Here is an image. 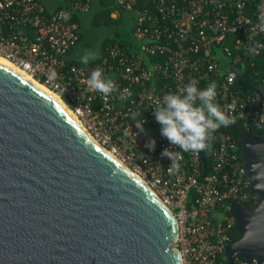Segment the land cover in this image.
<instances>
[{"label": "built area", "instance_id": "1", "mask_svg": "<svg viewBox=\"0 0 264 264\" xmlns=\"http://www.w3.org/2000/svg\"><path fill=\"white\" fill-rule=\"evenodd\" d=\"M61 1L50 8L44 0H0V57L56 94L93 142L159 198L175 220L173 248L182 264L227 261L232 205L257 203L248 192L238 142L222 126L208 142L207 172L202 169L206 155L189 152L182 153L179 171L169 173L171 160L161 152L180 150L160 135L152 109L191 79L201 90L215 81V103L232 124L246 130L264 125L261 94L234 89L238 66L264 48V0H115L113 18L120 11L132 15L130 36L113 40L87 65L72 54L81 34L76 17L89 12L93 0ZM96 68L117 86L107 98L86 83ZM233 100L235 109L228 112L225 105ZM139 119L143 132L135 127ZM149 139L155 140L152 151L145 146ZM233 264L257 261L235 257Z\"/></svg>", "mask_w": 264, "mask_h": 264}, {"label": "water", "instance_id": "2", "mask_svg": "<svg viewBox=\"0 0 264 264\" xmlns=\"http://www.w3.org/2000/svg\"><path fill=\"white\" fill-rule=\"evenodd\" d=\"M256 90L264 99V84ZM257 197L234 204L235 257L264 264V136L239 123ZM204 159V155H201ZM174 218L47 95L0 65V264H182Z\"/></svg>", "mask_w": 264, "mask_h": 264}, {"label": "clouds", "instance_id": "3", "mask_svg": "<svg viewBox=\"0 0 264 264\" xmlns=\"http://www.w3.org/2000/svg\"><path fill=\"white\" fill-rule=\"evenodd\" d=\"M264 31V24L261 25ZM91 54L86 53L81 57V63L87 65ZM55 75V74H53ZM234 78L235 74H231ZM87 85L94 91L99 92L105 98L117 90V86L111 78L104 76L103 69L96 68L91 71ZM197 80L191 79L188 84L178 92H170L156 101L153 115L160 126V135L166 138L170 145L180 151H170L167 148L161 152L162 157L171 160V166L167 168L169 173L179 171V162L183 159L182 153H194L210 149L208 143L222 126H229L234 121L221 107L215 103L217 96V84L210 82L203 90L197 87ZM125 93L131 95L130 90ZM123 98V97H122ZM236 101L225 105L228 112L235 109ZM135 127L143 132L141 120L135 123ZM128 130L125 131V135ZM150 151L155 149V140L149 139L145 145Z\"/></svg>", "mask_w": 264, "mask_h": 264}, {"label": "trees", "instance_id": "4", "mask_svg": "<svg viewBox=\"0 0 264 264\" xmlns=\"http://www.w3.org/2000/svg\"><path fill=\"white\" fill-rule=\"evenodd\" d=\"M138 1H145V0H138ZM62 3V2H61ZM115 0H105L99 2V11L94 16L92 23L95 25H107L112 24L116 25L122 22V11H120L119 15L116 18L111 17V14L116 10ZM76 20L80 23V19L76 17ZM119 35L117 34V37ZM113 38H107L102 41L101 44V53H103L104 47L111 43ZM81 42V34L79 38V43ZM78 43V45H79ZM239 72L234 84V89L238 91L242 95H246L256 90L258 85L264 84V48L261 51L260 55L248 57L246 58L239 66ZM227 133H230L234 136L236 141L238 142L237 145V153L240 155L239 152V141H240V134L235 127L224 126L222 128ZM248 135L252 138H260L264 136V125L261 127H251L247 129ZM210 150V149H209ZM209 150L203 151L206 155V160L203 161V172H207L209 167ZM249 209H253V204H246ZM238 239L237 233L233 230L231 234V241H236ZM217 264H227V261L220 262V258L217 259Z\"/></svg>", "mask_w": 264, "mask_h": 264}, {"label": "rangeland", "instance_id": "5", "mask_svg": "<svg viewBox=\"0 0 264 264\" xmlns=\"http://www.w3.org/2000/svg\"><path fill=\"white\" fill-rule=\"evenodd\" d=\"M50 8L59 5L61 0H44ZM99 11L98 0H93L91 10L85 14L80 15V33L81 42L77 49L72 54L73 59L81 62V57L89 53L90 60L97 58L101 53V44L107 38L125 39L130 36V27L132 15L128 12L122 13V22L116 25H95L92 23L94 16ZM112 17V16H111ZM117 34L119 35L117 37Z\"/></svg>", "mask_w": 264, "mask_h": 264}, {"label": "bare ground", "instance_id": "6", "mask_svg": "<svg viewBox=\"0 0 264 264\" xmlns=\"http://www.w3.org/2000/svg\"><path fill=\"white\" fill-rule=\"evenodd\" d=\"M0 65L5 66L7 68H9L10 70L14 71L15 73H17L18 75H20L22 78H24L25 80H27L29 83H31L34 87H36L38 90H40L41 92H43L45 95H47L48 97H50L59 107L60 109L65 113V115L72 120L76 125H78L85 133L86 135H88V133L83 129V127L81 126V123L77 120V118L75 117V115L70 111V109L59 99V97L54 94L53 92L49 91L48 89H46L45 87H43L41 84L37 83L36 81H34L33 79H31L28 75H26L25 73H23L22 71H20V69H18L17 67H14L11 63H9L7 60H5L4 58L0 57ZM88 137L90 138V136L88 135ZM91 139V138H90ZM92 140V139H91ZM95 143V142H94ZM96 144V143H95ZM97 145V144H96ZM103 150V149H102ZM108 156L111 157L110 154H108ZM113 159H115L114 157H112ZM116 160V159H115ZM117 163H119L126 171H128L130 174H132L136 179H138L140 182H142V180L137 177L136 175H134V173H132L128 168H126L124 165H122L119 161L116 160ZM232 243V242H231Z\"/></svg>", "mask_w": 264, "mask_h": 264}, {"label": "crops", "instance_id": "7", "mask_svg": "<svg viewBox=\"0 0 264 264\" xmlns=\"http://www.w3.org/2000/svg\"><path fill=\"white\" fill-rule=\"evenodd\" d=\"M77 47H78V46H77ZM76 49H77V48H76ZM76 49H75V50H76ZM74 52H75V51H74ZM74 52H73V53H74Z\"/></svg>", "mask_w": 264, "mask_h": 264}]
</instances>
